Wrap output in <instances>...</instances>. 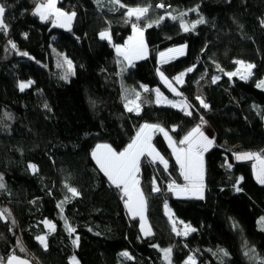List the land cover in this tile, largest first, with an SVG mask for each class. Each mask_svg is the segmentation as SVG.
<instances>
[{
    "label": "trees",
    "instance_id": "1",
    "mask_svg": "<svg viewBox=\"0 0 264 264\" xmlns=\"http://www.w3.org/2000/svg\"><path fill=\"white\" fill-rule=\"evenodd\" d=\"M0 3L7 5L6 29L0 30L4 264L13 254L32 264H168L162 250L169 248L171 264H186L189 256L196 264L264 261V184L255 180L254 160L236 159L246 152L264 156V90L257 87L264 78V0H121L128 7L151 6L140 21L129 19L127 8L112 0H57L63 11L76 13L70 31L40 23L32 14L37 0ZM161 3L165 7L157 8ZM182 13L186 23L200 17L205 23L185 32L178 19H170ZM161 16L162 22L147 27ZM133 23L144 29L147 55L125 66L115 47L131 36ZM102 31H109L111 41L99 37ZM179 46L182 56L157 61L159 53ZM66 60L73 65L70 72ZM237 61L255 65L250 77L225 75ZM185 71L176 89L190 114L155 105L157 90L172 98L158 73L172 82ZM29 81L19 89L20 82ZM198 85L207 108L195 96ZM137 92L139 114L125 107L126 98ZM201 123L213 139L204 153L203 199L178 198L168 190L182 180L166 142L154 132L151 143L168 168L141 158L138 179L152 233L142 236L139 220L128 216L122 192L92 152L97 145L124 151L145 124L161 126L180 147ZM154 179L159 192L152 191ZM65 185L79 195L73 197ZM165 204L176 220L172 225ZM45 221L55 230L47 232ZM66 223L75 229L71 234ZM185 225L196 231L184 235ZM38 236L46 237L47 249Z\"/></svg>",
    "mask_w": 264,
    "mask_h": 264
},
{
    "label": "snow or ice",
    "instance_id": "2",
    "mask_svg": "<svg viewBox=\"0 0 264 264\" xmlns=\"http://www.w3.org/2000/svg\"><path fill=\"white\" fill-rule=\"evenodd\" d=\"M114 4L119 5L120 7H126L127 12L126 15L129 19L135 16L137 21H140L142 18L146 17L149 8L151 6H137V7H128L121 3V0H112ZM57 0H45V2L39 3L36 5L33 15L38 16L39 19L43 21H47L50 17H54L53 26L54 27H64L71 30V22L73 18L76 16L75 12H65L61 9L56 7ZM156 7L164 8V4H158ZM7 5L4 3H0V30L6 29L5 24V13H6ZM187 13H182L180 17H171L173 19H178L180 21V27L183 28L185 32L195 29L197 24L205 23L203 17H200L194 23H186L183 20V16ZM165 19V17L161 16L156 21L149 22L147 27H151L152 23H160ZM264 23V22H262ZM133 32L135 35L140 36L141 39L136 43H132L134 37L129 38V44L125 45L123 48L121 46H117L116 51L118 55L123 56L125 60L128 61V66H133L132 61L133 59H142L146 55V46L143 43L142 36H143V28L140 27L138 24L133 23ZM109 37V33L107 31L100 33V38L105 39ZM11 47L13 49L16 48V45L9 41ZM170 52H177L179 54H183L184 48H176V49H169ZM20 55L27 56L26 52L19 53ZM165 56L164 53H161V58ZM68 64L69 72L72 70L71 61H65ZM243 65V67L247 70V75H241V79H246L247 76L251 75V69L255 67L252 64H244L243 61H238ZM219 68V65H217ZM223 71V69H220ZM189 72L192 71V68L188 69ZM237 72H228L225 73L229 78L232 76L237 75ZM161 78L164 80L166 84H170V82L164 77L163 72L160 73ZM184 73L176 76L174 79L176 83H182ZM219 77H212L213 83L218 80ZM31 82L29 81L28 84H22L21 90L25 87L29 86ZM258 87H264V81H261ZM145 91L148 89L145 87ZM175 95L180 96L182 93L176 91L175 88H171ZM140 99V94L137 92L135 93L134 99L126 98L125 107L127 111L133 112L135 111L139 114L140 111V104L137 101ZM160 93L157 90V103L160 102ZM202 107L207 108V103L204 102L203 99L197 97ZM167 103L171 104L173 107H176L177 104L173 103L172 101H166ZM181 104L187 106V101H181ZM47 107V105H45ZM190 114V113H187ZM152 132H163L165 137L169 139L170 146L172 147L173 153L176 157L177 163L180 165L181 175L184 177V180L187 182L184 186L176 185L175 182L169 184V190H174L177 195L180 194H190L192 197L197 199H203V189H204V153L209 150V148L213 145V139L209 138L201 131L200 127L194 128L190 131L182 140L179 141L181 145H185V147H177L175 144L172 143L171 138L168 137L167 132H165L164 128L159 125L153 124H145L143 125L139 131L137 132L136 136L132 140L130 144H128L127 148L124 151L117 152L113 150L108 145H97L96 149L92 152V156L100 168V170L104 173V175L108 178L110 183L120 189L122 192V198L125 199V207L129 210V213L132 215L133 218L139 216L141 220V230L143 231L145 236L151 235L150 226H146V218H145V210H146V200L144 197L143 192L140 188V180L138 179V174L140 172L141 167V158L147 155L151 157V163H155L157 158L159 162L163 164L164 169L167 170L168 163L158 152H156L155 148L151 144V135ZM237 160H254L256 163L253 164V170L256 175V179L258 183L264 184V156L259 153H241L236 155ZM30 167L35 171V166L30 165ZM68 191L72 194L73 197L79 195L77 189L74 187H69ZM5 187L3 183V177L0 176V189ZM239 191V189H237ZM154 192H159L160 188L156 186L155 179L153 180V189ZM67 202V197L65 201L61 202V205H58L62 208V204ZM167 207V205H166ZM4 212H7L5 209ZM4 213H0L2 216ZM10 215V213H8ZM14 223V222H13ZM48 225L50 230H55V225L51 224L50 222L45 221ZM66 228L71 234L75 231L74 228H71L66 223ZM175 231L176 229L173 228ZM196 229L192 228L189 225H185V232L184 235H187L190 232H195ZM180 232H177V235H180ZM40 244L47 249V240L45 236H38L37 237ZM78 237L73 243H77ZM21 250L23 251L22 244L19 245ZM163 254L165 260L168 261V264H171L170 256H171V248L163 249ZM219 253L224 256H227L228 253L224 249H218ZM247 254V253H246ZM125 257H129L127 252L122 254ZM0 264H4V259L0 258ZM7 264H28L26 260L20 259L16 255H11L7 258ZM186 264H196V260L193 256H189ZM261 264H264V261H261Z\"/></svg>",
    "mask_w": 264,
    "mask_h": 264
},
{
    "label": "rangeland",
    "instance_id": "3",
    "mask_svg": "<svg viewBox=\"0 0 264 264\" xmlns=\"http://www.w3.org/2000/svg\"><path fill=\"white\" fill-rule=\"evenodd\" d=\"M42 2H45V0H41V1H39V2H37V4H39V3H42ZM36 4V5H37ZM36 5H35V7H36ZM35 7H34V9H35ZM56 7L57 8H59L58 6H57V3H56ZM34 9H33V11H34ZM59 9H61V8H59ZM62 10V9H61ZM63 11V10H62ZM133 17H135V16H133ZM74 19V18H73ZM53 20H54V17H50L47 21H41L40 19H39V22L40 23H49V25L51 26V27H54L53 26ZM72 22H73V20H72ZM72 22H71V27H72ZM263 22H264V18H263ZM263 25H264V23H263ZM55 28H59V29H62V30H65V31H69L68 29H66V28H64V27H55ZM102 32H105V31H102ZM108 33H109V31H107ZM99 37H100V35H99ZM130 37H134V39H133V41H132V43H136L137 41H139L140 39H141V37L140 36H137V35H135L134 34V32H133V28H132V33H131V36ZM129 37V38H130ZM129 38L125 41V43L123 44V45H119V46H121L122 48L125 46V45H127V44H129ZM104 40H107V41H111V38H110V33H109V37L108 38H105ZM142 40H143V43H144V45L146 46V44H145V42H144V38H143V36H142ZM116 48H117V46L115 47V50H116ZM176 48H180V47H174V48H169V49H176ZM169 49H167V50H164L163 52H161V53H164L165 54V56L163 57V58H161V53H159V55H158V57H157V61L158 62H165V61H167V60H169V59H172V58H177V57H180V56H182L183 54H184V51H183V54L181 55V54H179V53H177V52H170L169 51ZM116 53H117V51H116ZM118 55V54H117ZM146 55H147V47H146ZM145 55V56H146ZM119 56V58H121L122 60H124L125 62H124V64H125V66H128V61L127 60H125L124 58H123V56H121V55H118ZM133 60H135V59H133ZM138 60V59H137ZM238 62V61H237ZM236 62V68H235V70L234 71H232V72H237L238 74L237 75H235V76H232V77H237V78H240V76L241 75H247V70L243 67V65H241L240 63H237ZM126 63H127V65H126ZM72 64V63H71ZM245 64V63H244ZM122 65V64H121ZM246 65V64H245ZM72 67H73V65H72ZM252 70V69H251ZM123 74H124V67H123V65H122V67H119V76H120V79L122 80V78H123ZM184 75H185V73H184ZM227 76V75H226ZM251 76V75H250ZM250 76H247V78L248 77H250ZM228 77V76H227ZM261 81H264V78L261 80ZM261 81H259L258 83H257V85L261 82ZM183 82V81H182ZM22 84H28V82H25V83H22V82H20L19 84H18V86H19V89L21 90V85ZM182 84V83H181ZM180 84V85H181ZM173 86V85H172ZM172 86H169L168 85V87H169V89H170V91H171V93H172V95H175L174 94V92L171 90V88H173ZM28 87V86H27ZM176 87H177V85H174V88L176 89ZM258 87V86H257ZM26 88V87H25ZM24 88V89H25ZM144 86H140L139 87V90H144ZM259 88H261V89H263L264 90V87H259ZM177 90V89H176ZM160 93V92H159ZM195 96H196V98L197 97H199L200 99H202V95H201V91H200V87H199V85L198 86H196V93H195ZM160 97H161V99H160V102L159 103H157V91L155 92V105H157V106H164V107H170V108H174V109H176V110H180L181 109V106H180V104L176 101V100H173V99H168V98H166L165 96H163L161 93H160ZM198 100V99H197ZM166 101H172L173 103H175V104H177V106L176 107H173L171 104H169V103H167ZM199 101V100H198ZM186 110H187V108H186ZM264 119V118H263ZM202 125V124H201ZM201 125H198L199 127H200V129H201ZM197 126V127H198ZM202 132H204V134L206 135V136H208L209 138H211V132H209L210 130H208V128H207V126H205V130H201ZM163 133V132H162ZM153 134H154V132H152V133H150V135H151V141H152V136H153ZM169 137V136H168ZM172 141V140H171ZM173 142V141H172ZM152 144V143H151ZM174 144V143H173ZM153 146V145H152ZM180 147H185V145H180ZM96 149V148H95ZM171 149H172V147H171ZM172 155H173V157H174V159H175V161H176V157H175V155H174V153H173V150H172V153H171ZM147 156V155H146ZM148 157V156H147ZM94 159V158H93ZM149 159L151 160V157H149ZM95 161V160H94ZM96 163V162H95ZM155 163H158V164H160L163 168H164V166H163V164H161L160 162H159V159L157 158V160H156V162ZM254 163H256V161H254ZM176 164H177V166H178V169H179V176H180V179L182 180V183L181 184H176V185H179V186H184L187 182L184 180V177L181 175V169H180V165L177 163V161H176ZM97 165V164H96ZM98 166V165H97ZM99 168V167H98ZM100 169V168H99ZM253 173H254V170H253ZM254 176H255V178H256V175H255V173H254ZM257 180V179H256ZM171 183H173V182H171ZM170 183V184H171ZM169 186V185H168ZM168 190H169V187H168ZM175 197H178V198H194V197H192L190 194H180L179 196L177 195V193L174 191V190H169ZM126 199V198H125ZM125 204V203H124ZM166 205H167V207H166ZM126 208V207H125ZM126 212L128 213V216L130 217V218H133L132 217V215L129 213V210L126 208ZM164 212H165V215L167 216V218H168V220H169V222H170V224L172 225L176 220H175V218H174V216H173V214H172V211H171V208L169 207V205L168 204H165L164 205ZM144 215H145V213H144ZM136 219H138L139 220V224H140V232H141V235L142 236H144L145 237V235H144V233H143V231L141 230V220H140V218H139V216H137L136 217ZM52 224V223H51ZM43 225H44V227H45V230L47 231V232H52L53 230H50L49 229V227H48V225L45 223V222H43ZM146 226H148V224H147V221H146Z\"/></svg>",
    "mask_w": 264,
    "mask_h": 264
},
{
    "label": "crops",
    "instance_id": "4",
    "mask_svg": "<svg viewBox=\"0 0 264 264\" xmlns=\"http://www.w3.org/2000/svg\"><path fill=\"white\" fill-rule=\"evenodd\" d=\"M179 47H183V46H179ZM184 48V47H183ZM173 59V58H172ZM137 59H135V60H133L132 61V63H134L135 61H136ZM170 60V59H169ZM123 62H125L124 60H123ZM160 63V62H159ZM126 65H127V63H126ZM188 71H185V72H183V73H187ZM180 75V74H179ZM178 76V75H177ZM158 77H159V80H160V82L163 84V86L166 88V90L169 92V94L171 95V99H173V100H176L179 104H180V106H181V109H180V111H182L183 113H185V114H187V113H190V110H189V106L187 105V106H184V105H182L181 104V101H184L183 99H181L180 98V96H177V95H172V93H171V91H170V89H169V87H168V85L169 86H172L173 88H174V85H177V86H179L181 83H176V81H175V77L173 78V80H172V82L171 81H169L170 82V84H166L165 82H164V80L161 78V75H160V73H158ZM183 78H184V76H183ZM177 91V90H176ZM168 99H170V98H168ZM186 108H187V110H186ZM202 124V125H201ZM200 125H201V130L203 129V130H205V124L204 123H201ZM209 130V129H208ZM210 132V131H209ZM157 133H159L162 137H163V139H164V141L166 142V144H167V146H168V148H169V150H170V152L172 153V149H171V146H170V142H169V139L168 138H166L165 137V135H164V133H162V132H157ZM211 139H212V135H211ZM173 143V142H172ZM255 177V176H254ZM255 180H256V178H255ZM257 181V180H256ZM258 182V181H257ZM260 184V183H259Z\"/></svg>",
    "mask_w": 264,
    "mask_h": 264
},
{
    "label": "water",
    "instance_id": "5",
    "mask_svg": "<svg viewBox=\"0 0 264 264\" xmlns=\"http://www.w3.org/2000/svg\"><path fill=\"white\" fill-rule=\"evenodd\" d=\"M0 2H1V0H0ZM20 259H22V258H20ZM23 260H26V259H23ZM26 261L28 262V264H32L29 260H26ZM5 264H7V260H6Z\"/></svg>",
    "mask_w": 264,
    "mask_h": 264
},
{
    "label": "built area",
    "instance_id": "6",
    "mask_svg": "<svg viewBox=\"0 0 264 264\" xmlns=\"http://www.w3.org/2000/svg\"><path fill=\"white\" fill-rule=\"evenodd\" d=\"M39 1H41V0H37V2H39ZM157 8H159V7H157ZM171 17H173V16H170V19L173 20V18H171Z\"/></svg>",
    "mask_w": 264,
    "mask_h": 264
}]
</instances>
